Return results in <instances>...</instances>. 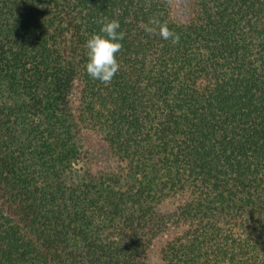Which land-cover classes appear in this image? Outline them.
Returning a JSON list of instances; mask_svg holds the SVG:
<instances>
[{
	"label": "trees",
	"instance_id": "obj_1",
	"mask_svg": "<svg viewBox=\"0 0 264 264\" xmlns=\"http://www.w3.org/2000/svg\"><path fill=\"white\" fill-rule=\"evenodd\" d=\"M190 3L0 0V264H264V0Z\"/></svg>",
	"mask_w": 264,
	"mask_h": 264
},
{
	"label": "clouds",
	"instance_id": "obj_2",
	"mask_svg": "<svg viewBox=\"0 0 264 264\" xmlns=\"http://www.w3.org/2000/svg\"><path fill=\"white\" fill-rule=\"evenodd\" d=\"M145 31L158 35L162 40L171 41L172 44H178L180 41L179 34L171 30L167 22L158 18L150 20L149 25L145 26ZM124 37L120 22L112 19L102 23L99 33L92 34L86 40L84 47L87 60L84 67L92 80L109 84L120 71L117 54L123 47L121 41Z\"/></svg>",
	"mask_w": 264,
	"mask_h": 264
},
{
	"label": "rangeland",
	"instance_id": "obj_3",
	"mask_svg": "<svg viewBox=\"0 0 264 264\" xmlns=\"http://www.w3.org/2000/svg\"><path fill=\"white\" fill-rule=\"evenodd\" d=\"M191 0H172L173 17L176 21L182 22L187 19L191 10ZM90 145L96 147L98 142L94 138L89 139ZM99 147V146H97ZM147 264H159L158 257L155 251L148 255Z\"/></svg>",
	"mask_w": 264,
	"mask_h": 264
}]
</instances>
